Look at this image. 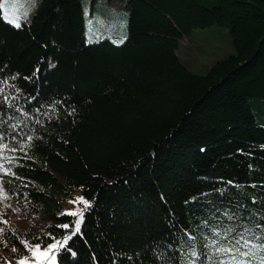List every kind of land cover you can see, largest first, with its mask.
<instances>
[{"label":"trees","instance_id":"16d2710c","mask_svg":"<svg viewBox=\"0 0 264 264\" xmlns=\"http://www.w3.org/2000/svg\"><path fill=\"white\" fill-rule=\"evenodd\" d=\"M125 1L119 42L86 40L80 0H41L19 29L0 8V77L19 74L15 103L32 113L29 129L38 137L30 159L15 153L21 179L3 177L28 185L19 188L27 201H8L28 219L19 228L0 214L8 221L0 224L7 229L0 264L27 254L11 252L23 249L22 240L62 239L71 229L56 225L75 218L59 214L79 196L92 207L69 241L76 255L62 250L57 264H161L159 250L180 264L185 253L173 233L183 227L199 236V218L213 204L264 223V0ZM213 25L229 30L235 51L194 73L179 41ZM37 115L42 124L34 123ZM4 142L13 141L6 135Z\"/></svg>","mask_w":264,"mask_h":264},{"label":"snow or ice","instance_id":"6c2138e0","mask_svg":"<svg viewBox=\"0 0 264 264\" xmlns=\"http://www.w3.org/2000/svg\"><path fill=\"white\" fill-rule=\"evenodd\" d=\"M23 2L13 5V11L16 8H23ZM34 3V0H31ZM0 8H5L4 20L7 23L12 24L15 28L22 27L20 22V15H9L7 6L0 4ZM27 10L23 15L27 17ZM93 32L89 29V43L93 42ZM122 42V41H121ZM55 65L49 64V67ZM40 71L37 67L33 73L36 76ZM19 74L10 75L6 77H0V128L4 125L8 126V132L4 133L0 131V214L3 209L11 208L13 212L18 213L19 208L13 207L11 203H8L14 196L22 195L27 201L28 194L20 193L19 188L28 187L27 184L13 185L12 180L5 181L3 177L10 176L15 179H21L13 168L19 167L18 158L15 153H24V158L28 157V149L33 146L34 139H37L34 129H29L28 121L32 119V113L24 109L23 106L15 103L21 93V89L12 81L18 78ZM25 80H30L31 77H24ZM12 91L16 94L13 95ZM31 99H35L32 97ZM59 101H54L49 108L52 112H55V106ZM43 107V106H41ZM33 112L41 113V109H34ZM18 113L19 115H15ZM42 115L51 116L47 112L41 113ZM72 113L69 112V115ZM20 117H23L21 119ZM15 121V123H12ZM35 124H42V121L37 115L34 119ZM10 136L12 143H5V136ZM231 184V181L227 182ZM6 185H12V188L6 187ZM235 187H241L235 185ZM253 187H255L253 185ZM15 189V190H13ZM223 197L227 193V189H215ZM201 196H211L212 193H201ZM198 197H192L190 201L197 200ZM256 201H253L255 203ZM68 203L75 205L71 210H64L60 212V216L74 217L75 219L56 225L58 228L64 230L71 229L70 232L63 234L62 239H56L51 233L49 237L52 242L42 245L41 243L30 244L28 241H20L23 244V249L14 245L11 252L17 253L20 251H26V255L17 258L16 264H57V257L62 250L71 252L68 248L69 241L75 236L81 233V225L84 222L85 213L92 207V202L85 199L84 196H79L70 199ZM209 204H213L212 201H207ZM82 205V207H81ZM215 211H209L208 216L200 217V223L197 228L200 229L199 236L193 235L192 231L187 228H179L177 233H173L176 241L179 244V250L184 251L185 255L181 258L180 264H264V223H259L257 220H253L252 217L255 213H251L247 218V221L238 215L236 212L231 211L229 208H219L213 204ZM232 223L224 224V220ZM258 220H264V211L258 215ZM239 221V222H237ZM250 221V222H248ZM8 221L0 220V224L7 225ZM7 232L5 227H0V234ZM14 235V233H13ZM39 239V238H36ZM5 247L6 242H5ZM166 247L170 250L176 251L172 244H167ZM73 256L75 252H71ZM161 264H172V258L169 257L164 250H159L157 253Z\"/></svg>","mask_w":264,"mask_h":264},{"label":"rangeland","instance_id":"374dc122","mask_svg":"<svg viewBox=\"0 0 264 264\" xmlns=\"http://www.w3.org/2000/svg\"><path fill=\"white\" fill-rule=\"evenodd\" d=\"M40 1L34 0V3H31V0H27L24 7L16 8L15 12L13 5L19 4L23 0H0V4L7 6L10 16L18 14L20 22H26L29 21ZM80 4L86 40H89L90 27L95 40L109 38L114 42H119L124 38L128 18L125 0H80ZM1 10L4 17L5 8H1ZM25 10L28 13L26 18L23 15ZM234 51L229 30L219 25L192 30L180 39L178 47L180 58L188 64L186 66L192 72L197 74H204L213 63L226 58ZM24 210L26 211V209ZM3 212L17 227L25 226L28 218L24 217L20 211L16 213L11 208H6L3 209ZM38 219L42 220L41 217Z\"/></svg>","mask_w":264,"mask_h":264}]
</instances>
